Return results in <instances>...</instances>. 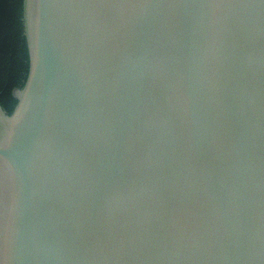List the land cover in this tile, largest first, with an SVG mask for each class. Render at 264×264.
<instances>
[{
  "label": "water",
  "instance_id": "95a60500",
  "mask_svg": "<svg viewBox=\"0 0 264 264\" xmlns=\"http://www.w3.org/2000/svg\"><path fill=\"white\" fill-rule=\"evenodd\" d=\"M0 102V264H264V0H23Z\"/></svg>",
  "mask_w": 264,
  "mask_h": 264
},
{
  "label": "trees",
  "instance_id": "16d2710c",
  "mask_svg": "<svg viewBox=\"0 0 264 264\" xmlns=\"http://www.w3.org/2000/svg\"><path fill=\"white\" fill-rule=\"evenodd\" d=\"M23 0H0V102L12 114L15 96L29 73V59L22 21Z\"/></svg>",
  "mask_w": 264,
  "mask_h": 264
}]
</instances>
